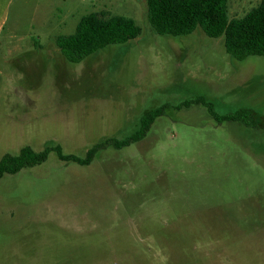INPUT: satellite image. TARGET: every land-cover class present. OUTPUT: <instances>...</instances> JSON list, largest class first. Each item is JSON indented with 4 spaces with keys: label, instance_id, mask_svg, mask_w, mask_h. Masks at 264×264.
Instances as JSON below:
<instances>
[{
    "label": "rangeland",
    "instance_id": "374dc122",
    "mask_svg": "<svg viewBox=\"0 0 264 264\" xmlns=\"http://www.w3.org/2000/svg\"><path fill=\"white\" fill-rule=\"evenodd\" d=\"M260 0H230L229 17ZM3 0H0V9ZM0 28V158L60 143L89 165L46 162L0 183V264H264V56L235 60L201 29L159 35L146 0H10ZM133 17L142 34L79 63L55 43L81 16ZM254 109L258 128L220 121Z\"/></svg>",
    "mask_w": 264,
    "mask_h": 264
},
{
    "label": "trees",
    "instance_id": "16d2710c",
    "mask_svg": "<svg viewBox=\"0 0 264 264\" xmlns=\"http://www.w3.org/2000/svg\"><path fill=\"white\" fill-rule=\"evenodd\" d=\"M146 3L148 20L159 35L182 37L201 29L208 37H223L226 52L235 60L264 56V0L243 16L233 18L229 17L230 0H146ZM141 34L142 28L133 17L102 9L81 16L75 31L58 35L55 43L67 61L79 63L109 45L127 43ZM192 104H204L217 120L244 122L247 127L258 128L254 109L240 108L220 116L201 97L175 107ZM169 107L164 103L146 112L131 135L123 139L107 137L93 144L83 156L65 152L60 143L47 144L39 151L24 145L17 153L7 152L0 158V183L6 174H17L46 162L51 152H56L64 162L89 165L101 149L122 148L144 139L151 125Z\"/></svg>",
    "mask_w": 264,
    "mask_h": 264
},
{
    "label": "crops",
    "instance_id": "0c3cea01",
    "mask_svg": "<svg viewBox=\"0 0 264 264\" xmlns=\"http://www.w3.org/2000/svg\"><path fill=\"white\" fill-rule=\"evenodd\" d=\"M10 0H3V3L1 4V9H0V28H2L3 26V22L5 21V16L7 14V6H8V2Z\"/></svg>",
    "mask_w": 264,
    "mask_h": 264
}]
</instances>
